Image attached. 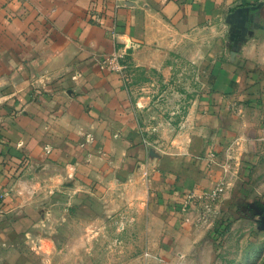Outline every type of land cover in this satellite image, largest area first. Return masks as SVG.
Listing matches in <instances>:
<instances>
[{
    "label": "crops",
    "instance_id": "1",
    "mask_svg": "<svg viewBox=\"0 0 264 264\" xmlns=\"http://www.w3.org/2000/svg\"><path fill=\"white\" fill-rule=\"evenodd\" d=\"M234 29L247 40L222 49ZM173 43L210 55L207 90L187 131L147 146L145 99L102 60ZM262 141L264 0H0V264L18 261L45 196L73 215L56 223L69 240L116 225L153 264H201L218 224L264 225ZM192 189L220 190L213 227L183 212Z\"/></svg>",
    "mask_w": 264,
    "mask_h": 264
},
{
    "label": "rangeland",
    "instance_id": "2",
    "mask_svg": "<svg viewBox=\"0 0 264 264\" xmlns=\"http://www.w3.org/2000/svg\"><path fill=\"white\" fill-rule=\"evenodd\" d=\"M238 35L235 29L222 32V49L226 44L232 50L239 48L234 47L235 40L239 38L243 44L248 37ZM195 48L196 45L185 47L173 43L150 46L127 55L126 76L134 94L145 99L143 132L150 141L176 139L188 130L189 116L199 95L207 90L205 82L210 71L205 67L210 55L197 54ZM224 56L225 53L220 59ZM262 142L254 154L257 158L253 180L264 196ZM41 200L44 208L37 225L15 246L16 256L19 255L16 264H153L158 261L147 260L141 245L132 246L129 240H121L123 236H135L133 229L114 225L104 230L107 240H69L70 230H60L56 223L58 219L67 222L73 215L69 216L68 211L55 215L48 205L49 198L45 196ZM116 215L108 219L115 220ZM92 231L94 236L100 235L99 229ZM218 236L219 240L212 239L206 251L197 256L201 264H264V225L259 221L258 227L254 223L228 225L227 231Z\"/></svg>",
    "mask_w": 264,
    "mask_h": 264
},
{
    "label": "built area",
    "instance_id": "3",
    "mask_svg": "<svg viewBox=\"0 0 264 264\" xmlns=\"http://www.w3.org/2000/svg\"><path fill=\"white\" fill-rule=\"evenodd\" d=\"M19 2L26 0H17ZM128 52L122 49H117L115 52L107 55L103 58L105 66L112 72L120 74L123 78H127V70L129 69V63L127 62ZM144 143L147 146H152L153 141L144 139ZM47 152H51V149L46 148ZM220 190H198L192 189L188 191L182 202V209L184 213H189L192 210L196 211L197 227L198 228H211L213 227L219 217V210L217 206V199ZM175 264H187L182 258Z\"/></svg>",
    "mask_w": 264,
    "mask_h": 264
},
{
    "label": "trees",
    "instance_id": "4",
    "mask_svg": "<svg viewBox=\"0 0 264 264\" xmlns=\"http://www.w3.org/2000/svg\"><path fill=\"white\" fill-rule=\"evenodd\" d=\"M227 229H228V224H226L224 226L223 225L222 226H219V224H218L215 227V232H216L217 235H219V234H222V233L226 232Z\"/></svg>",
    "mask_w": 264,
    "mask_h": 264
}]
</instances>
